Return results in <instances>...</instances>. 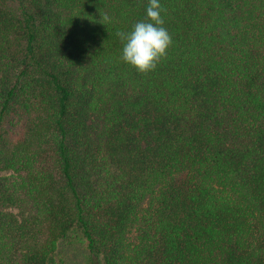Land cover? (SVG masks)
<instances>
[{"label":"trees","instance_id":"1","mask_svg":"<svg viewBox=\"0 0 264 264\" xmlns=\"http://www.w3.org/2000/svg\"><path fill=\"white\" fill-rule=\"evenodd\" d=\"M160 3L0 0V264H264V0Z\"/></svg>","mask_w":264,"mask_h":264},{"label":"clouds","instance_id":"2","mask_svg":"<svg viewBox=\"0 0 264 264\" xmlns=\"http://www.w3.org/2000/svg\"><path fill=\"white\" fill-rule=\"evenodd\" d=\"M162 11L160 0H148L147 18L136 22L130 31L117 33L123 42L121 59L140 73L154 70L172 43L163 26Z\"/></svg>","mask_w":264,"mask_h":264},{"label":"rangeland","instance_id":"3","mask_svg":"<svg viewBox=\"0 0 264 264\" xmlns=\"http://www.w3.org/2000/svg\"><path fill=\"white\" fill-rule=\"evenodd\" d=\"M91 262L100 264V260L93 258L86 249L85 243L79 239L61 241L53 257L55 264H91Z\"/></svg>","mask_w":264,"mask_h":264}]
</instances>
